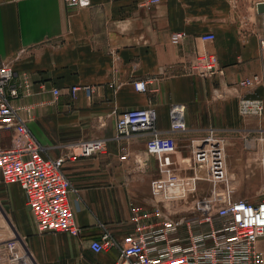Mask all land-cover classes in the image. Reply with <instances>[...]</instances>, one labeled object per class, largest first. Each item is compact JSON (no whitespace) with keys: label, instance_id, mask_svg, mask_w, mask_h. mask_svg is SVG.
<instances>
[{"label":"crops","instance_id":"crops-1","mask_svg":"<svg viewBox=\"0 0 264 264\" xmlns=\"http://www.w3.org/2000/svg\"><path fill=\"white\" fill-rule=\"evenodd\" d=\"M145 2L91 0L88 7L67 8L63 0H0V61L11 64L16 80L25 78L30 85V95L14 100L18 118L52 157L87 140L106 141L104 150L64 163L81 198L74 211L77 236L39 233L23 189L0 178V264H115L116 248L100 253L89 248L100 235L99 225L116 236L126 232L130 201L145 208L157 204L171 216L195 203L187 196L186 180L194 176V147L201 152L202 176L211 155L222 156L219 171L229 178L254 173L264 158V144L259 156L256 137H247L256 128L243 126L237 113L242 92L264 103V82L250 91L237 88L243 78L264 71V12L257 10L264 0ZM178 31L185 37L173 44L171 35ZM208 32L214 39L202 41ZM202 50L217 56L218 73L204 77L190 69ZM136 80H148L146 92L134 89ZM72 86L93 91L87 96L80 89L72 98ZM172 103L184 104L188 130L173 134L170 165L159 166L146 152L144 137L116 139L118 114L147 106L156 109L158 129L168 133ZM260 124L264 131V112ZM208 128L226 140L236 131L244 136L224 141L220 150L204 147L205 141L191 142ZM14 137L12 129L0 130L4 146ZM209 193L199 203L219 207L230 201ZM257 247L264 254V237Z\"/></svg>","mask_w":264,"mask_h":264},{"label":"built area","instance_id":"built-area-1","mask_svg":"<svg viewBox=\"0 0 264 264\" xmlns=\"http://www.w3.org/2000/svg\"><path fill=\"white\" fill-rule=\"evenodd\" d=\"M159 1L146 0L145 4L154 5ZM63 3L67 8H85L91 5V0H63ZM184 37L183 31L173 32L171 42L179 44ZM214 37L208 32L201 35V40L212 41ZM260 47L264 49V38L260 40ZM190 69L204 77L220 71L217 56L207 50L194 55ZM261 82H264V71L243 78L237 83V88L250 91ZM133 87L138 92H146L148 80H136ZM80 89L87 96L93 91L91 86H72V98ZM51 91L57 98L59 90L54 88ZM30 93L29 82L25 78L16 80L11 64L0 61V130L12 129L15 132L10 146H4L0 138V178L5 184L17 183L23 189L26 206L39 233L77 236L80 228L74 211L80 208L81 198L65 172L64 163L67 159L86 157L104 150L106 141L87 140L75 146L77 150L49 156L18 118L14 100ZM184 110L182 103L170 105L166 133L157 127L154 107L127 109L116 118L115 137L119 140L144 137L146 152L156 157L159 166L170 165V155L176 148L173 134L188 130ZM263 112L264 103L260 96L251 92H242L238 96L239 116L260 118ZM221 137L215 129L208 128L204 136L194 137L191 142L205 141L204 147L208 145L212 150H220L226 141ZM194 148L193 179L217 182L224 178L219 171L223 163L220 154L211 155L206 175L199 174L201 152L197 146ZM261 166L264 187V158ZM198 206L192 214L177 212L171 216L157 204L145 208L130 201L129 229L116 236L106 225L100 224V235L89 241V248L95 253L116 248L119 259L115 264H264V254L257 247L259 238L264 237V197L252 202L235 199L215 209L206 201Z\"/></svg>","mask_w":264,"mask_h":264},{"label":"rangeland","instance_id":"rangeland-1","mask_svg":"<svg viewBox=\"0 0 264 264\" xmlns=\"http://www.w3.org/2000/svg\"><path fill=\"white\" fill-rule=\"evenodd\" d=\"M242 118L243 119L240 120L243 126H252L256 128V132L248 134L247 137H256L255 151H258V154L260 156L262 153V145L264 144V131L259 130V126H261L260 118L254 116H245ZM242 136H244L243 133L236 131L235 133L226 136V142H229V140H236L237 138H241ZM262 156H260V165L254 173H252L251 171H247L243 176L230 178L224 175V178H222L220 181H217V184L213 183L211 180L208 179L194 180L192 177H187L186 180H190L187 185V196L195 200V203L190 205L188 208H183L178 211L192 214L199 207L198 205L200 201L198 200V198L200 196L206 195L208 191H210L209 197L225 201L226 199H228L230 200L229 202L235 199H245L249 202H252L254 200L263 198L264 187L261 166V159L263 158ZM186 162L188 163L189 161ZM215 208L216 207L213 206L212 209ZM165 211L169 213V210L165 209Z\"/></svg>","mask_w":264,"mask_h":264},{"label":"water","instance_id":"water-1","mask_svg":"<svg viewBox=\"0 0 264 264\" xmlns=\"http://www.w3.org/2000/svg\"><path fill=\"white\" fill-rule=\"evenodd\" d=\"M258 12H264V3H259L257 5Z\"/></svg>","mask_w":264,"mask_h":264}]
</instances>
